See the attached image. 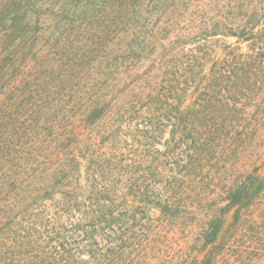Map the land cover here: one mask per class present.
<instances>
[{"label": "trees", "instance_id": "1", "mask_svg": "<svg viewBox=\"0 0 264 264\" xmlns=\"http://www.w3.org/2000/svg\"><path fill=\"white\" fill-rule=\"evenodd\" d=\"M263 260L264 0H0V264Z\"/></svg>", "mask_w": 264, "mask_h": 264}, {"label": "rangeland", "instance_id": "2", "mask_svg": "<svg viewBox=\"0 0 264 264\" xmlns=\"http://www.w3.org/2000/svg\"><path fill=\"white\" fill-rule=\"evenodd\" d=\"M168 251H169V252H167V254H169L170 251H172V249H169ZM173 251H174V250H173ZM234 264H237V263L235 262ZM258 264H264V260H263L261 263H258Z\"/></svg>", "mask_w": 264, "mask_h": 264}]
</instances>
